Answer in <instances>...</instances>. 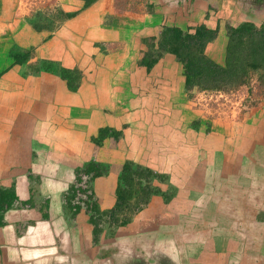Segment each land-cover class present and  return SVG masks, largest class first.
<instances>
[{"label": "crops", "instance_id": "1", "mask_svg": "<svg viewBox=\"0 0 264 264\" xmlns=\"http://www.w3.org/2000/svg\"><path fill=\"white\" fill-rule=\"evenodd\" d=\"M216 2L98 0L85 8L82 0H56L53 9L38 11L60 7L74 16L53 29L37 31L32 26L36 13L22 1L0 0V189L13 188L20 201L33 204L30 210L5 214L0 264H87L76 261L64 247L72 245L74 232L79 249L82 243L92 248L88 213L81 210L75 218L67 214L68 222L88 228L65 231L61 211L65 191L90 160L109 166L107 175L95 179L92 187L103 209L115 204V187L126 160L167 175L170 185H157L177 194L169 204L161 195L154 196L128 226L129 233L118 232L114 244L134 248L132 238L137 237L144 249L154 245L153 250L164 251V256L176 252L180 264H191L190 259L193 264H241L251 240L247 220L254 233L264 234V199L248 204L244 197L251 185L246 179L255 176L246 164L260 154L258 147L264 151V98H254L250 89L254 107L242 123L217 119L211 110L196 105L198 91L186 89L174 56L165 55L152 69L142 64L163 27L202 24L219 25L207 53L222 63L227 27L238 21L237 16L245 18L234 0ZM66 76L78 77L75 90ZM161 99L166 118L158 115ZM159 123L163 128L157 132ZM192 123L209 132L196 139ZM103 128L122 134L98 147L92 138ZM178 130L196 139L195 146H188L191 141L182 139ZM92 151L104 155L92 159ZM53 169L60 173L50 175ZM107 178L109 188L103 182ZM47 197L55 206L46 220L34 199L42 203ZM61 220L63 225L56 227ZM218 233L230 235L220 251L217 236L213 238ZM208 244L213 250L203 247ZM252 264H264V250Z\"/></svg>", "mask_w": 264, "mask_h": 264}, {"label": "trees", "instance_id": "2", "mask_svg": "<svg viewBox=\"0 0 264 264\" xmlns=\"http://www.w3.org/2000/svg\"><path fill=\"white\" fill-rule=\"evenodd\" d=\"M82 1L85 3L84 7L87 8L98 0ZM238 1L240 0H234L233 3L237 4ZM253 14L261 22L260 25L252 21L242 22L239 20L237 23L234 22L233 26L227 27V43L224 48L222 63L216 62L207 53L208 45L213 43L218 37L219 25L208 27L206 24H202L187 28L179 26L163 27L157 43H153L150 46L142 64L148 69H152L165 55L174 56L182 67L185 86L188 91L227 92L249 85L253 75H255L259 80L260 94L264 96V14L259 17L257 13ZM35 16L32 26H34L35 30L42 31L53 29L57 22L61 23L74 15L65 13L60 7H56L51 12L43 13L38 11ZM66 78L70 88L75 90L78 77L66 76ZM163 101L164 99H161L163 108L160 105L162 110L158 115L166 118V105H163ZM158 127L160 129L156 130L157 132L163 128L160 123ZM191 128L197 133L194 135L196 139L202 132H204V136L209 132V129H202L203 127H199L197 123H192ZM178 131L182 139L191 141L188 146H195L196 139L191 140L187 135L181 133L180 130ZM121 134L114 128H103L100 129L97 137L92 138V141L96 146L101 147L105 140L118 139ZM261 140L264 141V136L261 137ZM258 149L256 153L260 154L253 156L246 164L249 167V171L254 170L255 176L254 178L246 179L251 185L244 190V197L249 200L262 201L264 199V186H262L264 184V159L260 157L264 151H262L263 148L261 146ZM92 162H94V165L88 162L77 170L76 182L71 186L69 192H72V196L66 200V203L69 201L67 207L72 209L73 217L82 208L73 202L79 197V193L83 194L87 191L80 186L83 183V176L90 178L89 180L94 182L96 178L106 176L109 172L108 165L97 161ZM242 164L243 162L241 161L239 165L243 166ZM168 181L169 177L167 175L160 174L141 163L126 160L119 172L114 192L115 204L113 207L100 211L96 204V199L94 200L93 190L91 195L87 196L86 205L88 214H90L88 224L94 235V242L91 241V245H99L105 238L113 240L117 236L119 229L130 225L135 217L149 205L154 196L161 195L165 199L164 202L169 204L173 196L176 197L177 194L174 190H171L173 193L170 190L162 191L160 185H157V182L170 185L171 182L168 183ZM28 203L30 204V201H20L13 188L0 189V227L5 224L3 218L6 210L8 211L15 207H26ZM89 207L92 211L89 210ZM114 241L111 242L110 247H112ZM125 248L134 249L130 245H125ZM164 253V251L158 252L155 250L153 252L154 259L147 261L143 258L141 262L142 264H160ZM161 264L166 263L163 261Z\"/></svg>", "mask_w": 264, "mask_h": 264}, {"label": "rangeland", "instance_id": "3", "mask_svg": "<svg viewBox=\"0 0 264 264\" xmlns=\"http://www.w3.org/2000/svg\"><path fill=\"white\" fill-rule=\"evenodd\" d=\"M20 1H22L23 5L26 6L27 9H30L32 11V13H38L39 9L42 10L43 12L49 11V10H46V9L47 8L50 9L52 7L54 8L55 7V3H56V0H20ZM225 1L227 3H228V1L229 2L230 1L233 2V0H223V2H225ZM220 2H221V0H217V2L214 3V4H218ZM237 5H240L242 7V8L241 7L238 8V13L239 14L241 13V15H243L244 18H245L242 22H249V21H251V18H252V22L255 21V23L257 25L261 24V22L258 19H256V17H255L256 15L253 14V13H256V11L258 10V9H256V5H257L256 1H253V0H241V1L238 2ZM217 13L218 12L215 11V14H217ZM238 13L236 15H238ZM209 16H211V15H209ZM258 17H259V15H258ZM209 18H208V20L210 21ZM240 18L238 16L236 17V19L238 21L240 20ZM237 22H235V23H237ZM250 89H252V91H253L252 93L255 94L254 98H257V99L264 98L262 95H260L261 89H260V84H259L258 77L253 75L249 85L241 86L239 88L231 90L232 92H234V94H237L238 96H237V99L235 101H233L232 105H229L227 107H225V105H224V108L226 110L221 109L224 112V114L221 113L222 111H218V109L215 108L212 105L211 106H204L203 108L205 110H207V111L211 110L213 112L212 114L217 119H223V120L228 119L227 121H233V122H236V123H242L243 120L245 118H247L248 115H250V112L252 111V109L254 107V102L251 101L252 94L250 92ZM231 91H227V92L219 91V92H221L224 96H229ZM217 93L218 92H215V91H198L195 94L194 101H195L196 105L198 107H200L199 104H198V100L200 98H203V97H205L207 95L211 96V94L219 95ZM263 101H264V99L261 100V102H263ZM98 155L99 156H103L104 152L103 151H100V152L99 151L98 152L97 151L96 152L92 151L90 153V157H92V159H93V157H95V159H97ZM10 159H11L12 162H14L15 157L11 156ZM92 161L93 160H90L89 162L94 165V162H92ZM61 172H62V170H61ZM58 173H60L59 169L49 170V174L50 175L51 174L54 175V174H58ZM64 174H67V173L64 172ZM55 177H57V176H55ZM103 178L104 177L101 176L98 179H103ZM89 179L90 178L83 176V183H81L80 186L83 187V189H86L87 191L85 190L86 192H84L83 194L79 193V197L76 199L75 202H73V203L78 204L80 207H82L80 209V211L81 210H86L85 212H87V213H88L87 205H86V202L88 200L87 196L91 195L92 187H93V184H94V182L89 180ZM263 181H264V179H263ZM103 182L106 183L108 188L110 187V183H109V179L108 178L106 180H103ZM70 189H71V187H69L64 193L65 202H64V205H63V210L61 211L63 213V216H64L63 217L64 218L63 219L64 220V225L62 223L63 220H61V222L58 225L56 224L55 226L58 227V226H62L63 225V227L65 228V231H67L66 230L67 228L70 229V230L71 229H76L77 230V229H81V228L87 229L88 227L86 225L83 226L81 224L77 225L74 222H68L70 220H68L66 218L67 214L70 217H73L72 209L67 207L69 201L66 203V200H68V198L72 196V192L69 193ZM94 200H95V197H94ZM34 201L37 202L39 204V207L41 208L40 209L41 218H43L45 216L46 220H47L49 215L51 214V211L54 210V208H52V207L55 206V203H52L51 198H48V197L45 198L42 201V203H39L40 200H38L37 198H35ZM247 201H248L247 203L250 204L249 203V199H247ZM234 203L235 202L233 201L232 202V206L230 208V211H231L230 214L232 216V220H234V215H235V212H236V204H234ZM96 204L100 208V211H103V206H105L104 203L101 204L100 202L96 201ZM32 205L33 204H31V201H30V204L28 203L27 207L25 209H22L21 207H15V208H11L9 210L18 209L19 211H23V210L27 211V210H30L29 208ZM89 210L92 211L90 207H89ZM8 211L6 210L5 212L7 213ZM58 211H59V209H58ZM79 212H78V214H79ZM38 213H39V211H38ZM78 214L76 216H79ZM87 216L89 217L90 214H87ZM75 217H73V218H75ZM3 220L5 221V217L3 218ZM247 221L248 222H246V226H247L249 235L251 237V240H249V246H248L249 251H248V253L244 252V256H243V258H241V261H240L241 264H252V261L256 260L258 258V256H259V254H261V251L264 250V234L263 233L262 234L261 233H254V229L252 227V224L250 225V223H249V221H251V219L249 218ZM128 226H131V225H128ZM128 226H126L124 228H120L119 232L128 234L129 233V232H127L128 229H129ZM185 226L187 227V224H185ZM177 227L178 226H176V228ZM60 230H62V229H60ZM58 234H60V233L57 232V238L59 237ZM71 235H73V238H70L71 242H72V245L65 246L64 248L66 249V251L68 253L73 255V258H75L76 261L82 260L83 262H87V264H142L141 261H142L143 258H145L147 261H151L155 257L154 254H153V251H155V250H153L155 248V246L154 245H149L148 247H146L144 249L142 247V245H140L142 240L140 238H137V237H135V238L133 237L132 238L133 242L135 243V245L137 247L134 246V249H131L132 250L131 251L128 248H125L124 244L122 246L119 245V244H112L113 248L110 247L111 242H113L116 237H114L113 240H109V239L105 238L103 240V242H101L99 245L93 244V246H92L93 249L92 248H86V246L82 243V248L79 249L80 247L77 246L79 242L76 243V239L74 237V232H73V234L71 233ZM91 235H92L91 236L92 237L91 241L94 242V235L92 233H91ZM216 236H217V238H216L217 239L216 250L220 251L222 249V247L224 246V244H225V240H227L230 235L227 234L226 236H224L223 233H220V234L218 233V235L214 234L213 238H215ZM196 240H198V239H196ZM64 242H65V240H64ZM114 243H116V242L114 241ZM203 247H206L207 250L208 249L213 250L211 244H208V246L204 245ZM97 250H99V251H97ZM167 253H169V254H167L163 258H161L162 261L160 262V264L163 261L166 264H180V262H179L180 258L176 254V252L167 251ZM171 254H173V255H171ZM246 254H247V256H246ZM164 258H167V259L164 260ZM219 259H222V256H219ZM185 261H187V260L183 259V262H185ZM190 263L193 264L194 262L190 259Z\"/></svg>", "mask_w": 264, "mask_h": 264}, {"label": "built area", "instance_id": "4", "mask_svg": "<svg viewBox=\"0 0 264 264\" xmlns=\"http://www.w3.org/2000/svg\"><path fill=\"white\" fill-rule=\"evenodd\" d=\"M217 94H219V95L211 94V96L207 95L203 98H200L198 100L199 106L204 107V106H211L212 105L215 108H217L218 111H222L221 109L226 110L224 108V105H225V107L232 105L233 101H235L237 99V96H238L237 94H234V92H232V91L230 92L229 96H224L221 92H218ZM221 113L224 114L223 111Z\"/></svg>", "mask_w": 264, "mask_h": 264}, {"label": "flooded vegetation", "instance_id": "5", "mask_svg": "<svg viewBox=\"0 0 264 264\" xmlns=\"http://www.w3.org/2000/svg\"><path fill=\"white\" fill-rule=\"evenodd\" d=\"M256 3H257L256 9H258L256 11L257 15H259V16L263 15L264 14V0H257ZM251 21H252V18H251Z\"/></svg>", "mask_w": 264, "mask_h": 264}]
</instances>
